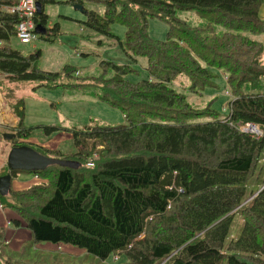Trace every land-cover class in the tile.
<instances>
[{"label": "trees", "instance_id": "1", "mask_svg": "<svg viewBox=\"0 0 264 264\" xmlns=\"http://www.w3.org/2000/svg\"><path fill=\"white\" fill-rule=\"evenodd\" d=\"M35 1L34 23L60 33L56 22L46 28L43 11L45 2L56 1ZM15 2L0 0V94L15 118L10 146H32L25 140L32 127L47 138L62 131L71 143L66 149L59 143L32 147L73 165L0 167L10 180L18 171L36 176L0 194L1 206L15 214L11 224L30 234L2 255L12 261L10 254L28 243L46 241L100 259L122 258L121 264H264V43L252 38L264 31L258 16L264 0H64L79 4L85 16L70 20L115 41L131 62L145 59L146 76L136 81L125 76L137 69L112 60L98 61L97 76H78L67 64L39 68L38 51L23 55L11 45L18 19L8 7ZM179 11H191L203 23L190 25ZM151 17L167 25L163 39L147 33ZM113 23L125 28L122 41L110 32ZM212 69L222 73L229 92L224 114L211 108L215 97L198 108L170 87L183 74L191 92L213 88ZM27 81L45 88L92 85L98 99L120 109L125 123L25 125L16 90ZM246 123L260 134L242 130ZM232 225L236 233L227 238Z\"/></svg>", "mask_w": 264, "mask_h": 264}, {"label": "rangeland", "instance_id": "2", "mask_svg": "<svg viewBox=\"0 0 264 264\" xmlns=\"http://www.w3.org/2000/svg\"><path fill=\"white\" fill-rule=\"evenodd\" d=\"M55 1L45 2L43 11L48 15L46 28H49L53 22H56L58 23L60 33L55 35L50 29L44 30L42 33H36L37 38L28 44L12 40L11 45L19 50L21 54L27 55L38 51L37 66L43 70H57L62 65L67 64L78 69V76H97L99 74L97 63L103 59L112 60L120 64H131L133 68L138 70V73L125 76L126 79L131 81H136L146 76L143 70V65H145L144 58L139 57L135 63L131 62L122 53L115 41L98 35L93 31L86 30L81 26L82 24L70 20V18L79 21L84 20L85 16L81 11H78L73 5L65 3L64 0ZM85 7L97 9L98 6L85 4ZM177 16L187 21L190 25L203 23L202 19L191 11H179ZM258 16L264 23V5L258 10ZM109 29L120 41L123 40L125 28L122 25L113 23L109 26ZM217 29L218 31L220 30V28ZM166 30L167 25L163 21L155 17L147 19V33L151 37L163 39ZM263 37L264 31L259 35L252 36L253 39L259 41ZM98 40H100V44L97 43ZM212 70L215 73V78L213 79L215 87L213 88H205L199 93L191 92L189 90V82L183 74L177 75L171 82L170 87L182 93L188 103L198 108H203L215 97V100L211 103V108L219 114H224L226 112L224 104L229 92L225 87L222 73L216 69ZM71 80L75 81L73 78ZM36 84L37 82L33 81L22 82L21 85L18 84V89L16 90V94L23 99V121L25 125L52 124L69 128L80 127L85 124L125 123L124 115L120 109L98 99V96L95 94L97 90L92 85L66 89L61 87H34ZM5 85L7 86L8 83ZM226 91L228 94L225 93ZM4 106H6L5 102L2 103V107ZM2 125L0 123V132L9 130L8 126L4 127ZM42 131V128L32 127L30 135L43 137L45 135ZM65 134L64 132H57L53 139H51L55 141L61 140L59 142L61 151L71 146L68 134ZM8 139L3 138L0 134V148H2L0 151L3 154L7 149L6 145L8 146L9 144L10 146L11 144V141ZM89 144H91L90 141ZM31 145L36 146L35 144ZM48 153H52V151ZM30 176V172L18 171L17 176L13 180L24 181ZM235 233L236 227L232 225L227 238L234 236ZM1 234L0 232V237ZM43 244L50 245L46 246ZM57 244L59 246L46 241L33 244L28 243L20 252L10 254L12 261H8L7 256L2 255V250L6 255H8V250H10L8 249L9 245L3 244L0 250L1 262H3L2 264H121L122 262V258L118 259V257L115 258L112 255L107 256L105 259H100L94 254L68 243L57 242Z\"/></svg>", "mask_w": 264, "mask_h": 264}, {"label": "crops", "instance_id": "3", "mask_svg": "<svg viewBox=\"0 0 264 264\" xmlns=\"http://www.w3.org/2000/svg\"><path fill=\"white\" fill-rule=\"evenodd\" d=\"M262 5H264V3H262L261 6ZM260 41L264 43V37ZM262 60L264 61V54L262 56ZM2 103L3 101L0 94V123L3 124L2 126L4 127L7 126L9 127L14 123L15 118L10 112H8L7 106L2 107ZM59 133H63V132L60 131ZM54 136L55 134L50 138H47L46 136L43 137L29 136L25 140L30 142L31 144L40 145L47 148H53L55 146H58V143L61 141V140L59 141L51 140L53 139ZM6 147L7 149L4 151V154L2 151H0V167L5 163V156L10 147L9 144L8 146L6 145ZM1 149L2 148H0V150ZM16 176H17V172L13 176V178ZM13 178L10 180V186L14 189L27 186L29 183L36 181V176L32 173L31 176L25 179L24 181H19L18 179L14 181ZM14 216L15 214L12 211H10L8 208L0 206V232L2 233L0 237L1 239L0 241H2V244L9 245L10 247L8 249L10 250H17L24 241H27L30 238L29 231L22 224H19L17 226L11 224L10 218ZM43 245L47 246L50 244H43ZM0 264H2L1 261Z\"/></svg>", "mask_w": 264, "mask_h": 264}, {"label": "water", "instance_id": "4", "mask_svg": "<svg viewBox=\"0 0 264 264\" xmlns=\"http://www.w3.org/2000/svg\"><path fill=\"white\" fill-rule=\"evenodd\" d=\"M38 1H35L36 12L39 11ZM73 7L78 11L83 12L82 7L79 4H73ZM34 31L36 33H42L44 29L40 28L38 24H35ZM252 125V124H251ZM1 136L3 138H11L14 136L12 131H2ZM5 164L8 169H42L49 164H63L72 166L73 162L69 159L59 158L56 156L46 155L36 150L28 144L11 145L5 156ZM10 186V174H0V194H5Z\"/></svg>", "mask_w": 264, "mask_h": 264}, {"label": "built area", "instance_id": "5", "mask_svg": "<svg viewBox=\"0 0 264 264\" xmlns=\"http://www.w3.org/2000/svg\"><path fill=\"white\" fill-rule=\"evenodd\" d=\"M10 13L17 16V23L15 25V38L18 42L28 44L34 41L37 36L34 31V14H35V0H16V2L8 7ZM226 94L227 91L225 92ZM242 130L249 131L255 135L260 134V130L250 123H246L241 128ZM95 155V153H93ZM87 165L92 164L91 158L86 161ZM1 206V204H0Z\"/></svg>", "mask_w": 264, "mask_h": 264}]
</instances>
